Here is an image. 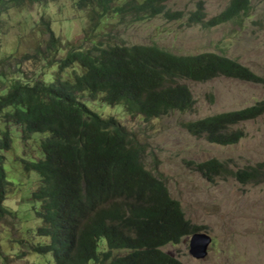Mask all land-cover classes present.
I'll return each instance as SVG.
<instances>
[{"label":"trees","instance_id":"16d2710c","mask_svg":"<svg viewBox=\"0 0 264 264\" xmlns=\"http://www.w3.org/2000/svg\"><path fill=\"white\" fill-rule=\"evenodd\" d=\"M38 1L51 0H0V18L11 7H23V2L31 7ZM72 1L87 14L88 31L97 29L102 17L114 12L130 14L134 21L183 15L181 10H167V0ZM250 3L229 0L224 9L205 18L203 3L197 1L186 15L187 24L212 27L236 22L242 26ZM36 22L45 28L47 41L35 54L49 59L59 52L58 38L48 20L39 17ZM32 58L29 52L0 58V90L5 91L0 93L4 122L0 129V218L9 213L3 206L9 181L1 150L9 146V127L18 125L22 136L35 131L45 134L37 144L40 156L22 160L25 171L39 175L31 198L40 202L35 214L41 223L33 235L47 238L30 241L33 253H50L53 264H187L161 247L177 244L206 227L191 223L179 201L170 197L162 175L145 167L141 160L145 146L115 117H102L82 98L100 96L119 102L132 115L148 120L170 111L191 110L194 100L187 86L180 84L182 80L226 77L264 86V77L236 59L211 51L174 54L153 45L100 39L86 50L73 47L59 59L60 68L80 67L69 79L59 74L46 81L44 71L30 65ZM263 114L264 99H260L241 108L183 120L181 126L208 142L230 145L246 134L239 123ZM183 161L193 164V170L210 183L228 178L240 185L264 183V159L235 168L228 159L214 156ZM100 242L103 251H99ZM115 250L126 253L115 255Z\"/></svg>","mask_w":264,"mask_h":264},{"label":"rangeland","instance_id":"374dc122","mask_svg":"<svg viewBox=\"0 0 264 264\" xmlns=\"http://www.w3.org/2000/svg\"><path fill=\"white\" fill-rule=\"evenodd\" d=\"M112 1L117 4L125 0ZM197 1H202L205 18H209L224 9L229 0H167L164 2L167 10L182 11V17L177 19L158 15L134 21L130 14L114 12L104 15L94 31H88L87 14L74 7L72 0L38 1L31 7L23 2L25 6L11 7L0 18V58L29 52L33 55L30 65L34 64L39 72L43 70L46 81L59 74L69 79L73 70L80 72V67L75 64L60 68L59 59H64L73 47L86 50L100 39L153 45L174 54L211 51L236 59L264 77V0H251L250 10L242 16V26L225 22L212 27L187 24L186 15ZM39 17L49 21L59 41V52L49 59L41 53L35 54L47 41L45 28L36 24ZM180 84L187 86L194 100L191 110L170 111L148 120L140 114L132 115L119 102L110 103L100 96L82 99L102 117H115L145 146L141 156L145 167L162 175L170 197L179 201L184 216L193 224L204 225L202 231L211 237L207 253L200 259L187 251L189 236L177 244L164 245L162 250L187 264H264V183L240 185L232 178L210 183L193 170V164L183 161L214 156L228 159L235 168L263 160L264 114L239 123L246 134L230 145L208 142L187 133L181 126L183 120L241 108L264 99V86L226 77L205 82L182 80ZM16 126L9 127V146L1 150L5 179L9 181L3 206L9 213L0 218V264H53L50 253L35 254L29 246L31 240L38 243L47 238L33 235L41 223L35 214L40 202L31 198L39 184V175L34 170L25 171L22 161L40 156L37 144L45 134L35 131L22 136ZM0 129H4L1 119ZM104 249V243L100 242L99 251ZM125 253V250L113 252Z\"/></svg>","mask_w":264,"mask_h":264},{"label":"water","instance_id":"95a60500","mask_svg":"<svg viewBox=\"0 0 264 264\" xmlns=\"http://www.w3.org/2000/svg\"><path fill=\"white\" fill-rule=\"evenodd\" d=\"M210 243L211 237L206 232H192L188 237L187 251L192 257L196 259L203 258L207 253Z\"/></svg>","mask_w":264,"mask_h":264},{"label":"clouds","instance_id":"9594fccd","mask_svg":"<svg viewBox=\"0 0 264 264\" xmlns=\"http://www.w3.org/2000/svg\"><path fill=\"white\" fill-rule=\"evenodd\" d=\"M210 236V235H209ZM194 258V257H193ZM196 259V258H195ZM190 264H194V263H190Z\"/></svg>","mask_w":264,"mask_h":264}]
</instances>
